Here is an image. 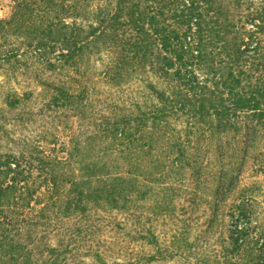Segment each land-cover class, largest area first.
<instances>
[{
	"label": "trees",
	"instance_id": "1",
	"mask_svg": "<svg viewBox=\"0 0 264 264\" xmlns=\"http://www.w3.org/2000/svg\"><path fill=\"white\" fill-rule=\"evenodd\" d=\"M7 1L0 264H264V0Z\"/></svg>",
	"mask_w": 264,
	"mask_h": 264
},
{
	"label": "rangeland",
	"instance_id": "2",
	"mask_svg": "<svg viewBox=\"0 0 264 264\" xmlns=\"http://www.w3.org/2000/svg\"><path fill=\"white\" fill-rule=\"evenodd\" d=\"M9 14V6H8V1L7 0H0V18H5ZM2 81V78L0 77V82ZM25 84L20 81L19 79V85H16L19 89L24 87Z\"/></svg>",
	"mask_w": 264,
	"mask_h": 264
}]
</instances>
